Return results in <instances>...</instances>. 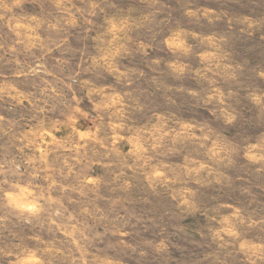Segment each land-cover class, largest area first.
<instances>
[{"label": "rangeland", "instance_id": "obj_1", "mask_svg": "<svg viewBox=\"0 0 264 264\" xmlns=\"http://www.w3.org/2000/svg\"><path fill=\"white\" fill-rule=\"evenodd\" d=\"M26 250L264 264V0H0V264Z\"/></svg>", "mask_w": 264, "mask_h": 264}, {"label": "clouds", "instance_id": "obj_2", "mask_svg": "<svg viewBox=\"0 0 264 264\" xmlns=\"http://www.w3.org/2000/svg\"><path fill=\"white\" fill-rule=\"evenodd\" d=\"M179 35L180 34L177 33L175 36L166 41V43H168L170 47H182V43H176V41L179 40ZM19 193V195H14L12 192H5L4 198L12 207L18 208L22 212L36 215L41 211V206L36 199H27L29 196L33 195L27 188L19 189ZM16 264H43V262L38 258L36 251L26 250L17 257Z\"/></svg>", "mask_w": 264, "mask_h": 264}]
</instances>
